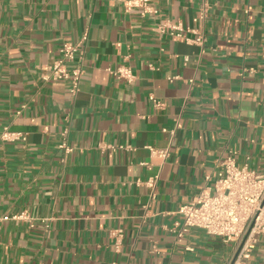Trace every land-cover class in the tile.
I'll list each match as a JSON object with an SVG mask.
<instances>
[{
    "label": "crops",
    "instance_id": "0c3cea01",
    "mask_svg": "<svg viewBox=\"0 0 264 264\" xmlns=\"http://www.w3.org/2000/svg\"><path fill=\"white\" fill-rule=\"evenodd\" d=\"M148 3L155 12L126 10L125 0H0V132L26 135L0 142V216L28 214L0 222V264L233 256V243L203 229L178 238L179 209L214 185L230 154L264 173V0ZM170 25L203 34V45ZM84 34L73 98L68 83L43 76L62 43ZM121 65L132 67V83L111 72ZM156 176L151 200L145 181ZM246 264H264V237Z\"/></svg>",
    "mask_w": 264,
    "mask_h": 264
},
{
    "label": "built area",
    "instance_id": "2783aa9c",
    "mask_svg": "<svg viewBox=\"0 0 264 264\" xmlns=\"http://www.w3.org/2000/svg\"><path fill=\"white\" fill-rule=\"evenodd\" d=\"M149 0H125L126 10L135 7L142 8V13L155 12L148 3ZM248 11V10H247ZM168 24L159 26L160 32H165ZM171 34L203 45L205 36L198 34L196 38H189L183 28L170 25ZM187 31H194L188 29ZM88 35L84 34L78 41H65L59 49L58 58L47 67L48 73L43 76L46 81L68 83V91L74 98L80 91V82L84 73L83 58ZM118 80L132 83L136 76L130 65H121L111 70ZM170 80L175 77H170ZM155 107L161 109L165 102L151 96ZM26 140L23 132L12 131L5 127L0 132V142ZM61 147L71 150L64 143ZM151 153L167 158L169 148L156 149L151 147ZM158 176L145 181L151 189V200L156 197L155 188ZM179 212L183 216L178 238L193 228L203 229L208 234L221 238L226 243L234 244V254L227 264H246L251 257L252 250L264 237V173L252 169L247 165H239L233 154L226 156L220 164V169L213 186L203 187L192 201L182 205ZM28 218L26 212L12 216H0L4 220ZM44 222L49 218H43ZM178 224V223H177ZM117 248L124 235L123 229H117ZM191 249V248H187Z\"/></svg>",
    "mask_w": 264,
    "mask_h": 264
}]
</instances>
